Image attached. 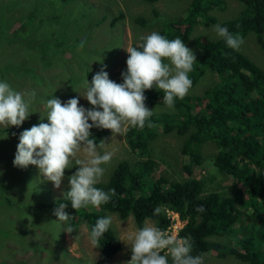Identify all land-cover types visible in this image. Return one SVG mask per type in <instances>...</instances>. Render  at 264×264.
Returning a JSON list of instances; mask_svg holds the SVG:
<instances>
[{
  "label": "trees",
  "instance_id": "16d2710c",
  "mask_svg": "<svg viewBox=\"0 0 264 264\" xmlns=\"http://www.w3.org/2000/svg\"><path fill=\"white\" fill-rule=\"evenodd\" d=\"M140 1L152 5L158 0ZM174 1H188L184 15L164 20L158 33L169 40L180 38L183 43L188 40L194 26L200 24L208 27L214 24L215 19L209 12L214 7L221 8L223 5L220 0ZM235 1L242 10L232 19L219 25L226 26L233 34H240L243 39L248 33H252L256 44L264 51V0ZM35 3L44 9L46 21L50 26H55L56 16L53 15L52 3L49 0H38ZM34 11H38V8L34 9L33 5L32 13L24 15L18 21L13 20L10 25L0 26V54L11 52L5 46L11 43L14 46L25 45L30 40V35L40 33L38 28L33 31L31 26ZM87 16L88 13L80 14L71 19L69 25L75 29L80 24H89ZM118 18H121V15ZM19 22L24 25L17 26ZM136 22L145 24L141 19ZM19 31L22 34H19ZM48 39L52 37L44 35L40 39L46 51ZM142 42L141 40L131 47L142 50L139 48ZM31 43L33 46L34 43ZM191 44L196 51V63L193 65V71L189 73L192 88L200 82L206 72L212 77L211 85L203 88L199 95L191 94L182 100L176 99L174 109L170 111H153L150 121L154 127L149 128L146 125L143 129H128L124 139L135 161L133 164L128 161L117 162L108 180L96 185L105 192L115 189L116 193L111 201L101 205L97 212H88L87 209L74 211L70 201L66 199L69 189L55 202L58 205H69L65 212L73 218L64 224L65 228L69 225L73 228L71 234L77 231L80 222L87 225L90 233L96 220L103 218L105 212L115 214L121 220L131 217L138 229L142 228L144 220L149 219L154 222L155 227L164 230L167 220L163 210L167 209L176 212L181 220H185V226L179 236L192 238L191 255L210 253L217 260L232 258L246 264H264V254L259 249L260 244L264 243V73L240 54L239 50L228 48L221 38L211 41L196 37ZM27 48H30V44ZM16 56L17 54H10L9 59L4 57V62H0V82H7L19 92V85L9 82V74H13L12 71L20 75L23 73L29 75V81H24L28 86L22 93L35 91L36 97L45 94L46 91L40 86L49 88L48 80L30 71L29 66L19 67L18 63L13 62L12 57ZM24 58L29 60L26 53L25 57L22 55L18 60L23 63ZM126 70L125 68L121 74ZM10 77L14 78V75ZM108 77L117 83L115 78ZM121 80L123 83L122 76ZM57 94L58 92L53 96L48 95L47 99L54 98ZM144 95L145 105L166 107L161 90L153 88L145 91ZM197 100H200V103H196ZM170 133L182 138L180 155L186 162L181 170L187 176L191 175L193 168L200 165L198 149L205 142L212 143L216 150L212 166L220 173L227 172L230 175L231 189L226 193L216 191L215 188L209 190L204 180L192 177L176 182L162 177L154 178L151 175L154 162L147 154V147L158 134ZM104 134L105 131H95L94 127L90 129V138L96 143H99ZM208 180L212 183V177ZM51 205H45L41 201H35L32 205L25 204L17 209L18 212L22 208L23 214L18 212L16 219L21 221L25 211L30 209L36 213L45 212ZM200 206L204 208L203 212L196 211ZM157 207L162 210L158 215H154ZM48 214L43 213V217L50 222L52 217ZM23 233L20 231L19 236ZM6 235L8 233H3V236ZM214 237L225 238L226 242L230 240L235 246L212 241L211 238ZM99 244V252L105 259L117 253L120 248L110 229L100 239ZM169 264H172L171 258Z\"/></svg>",
  "mask_w": 264,
  "mask_h": 264
},
{
  "label": "rangeland",
  "instance_id": "374dc122",
  "mask_svg": "<svg viewBox=\"0 0 264 264\" xmlns=\"http://www.w3.org/2000/svg\"><path fill=\"white\" fill-rule=\"evenodd\" d=\"M38 0H0V26L10 25L13 20L18 21L24 15L32 13L33 5L38 8L31 16V26L33 31L37 28L40 33L30 35V40L25 45L14 46L11 43L10 51L2 52L0 62L10 54H17L13 62L18 66H29V70L38 74L39 77L48 80L49 88L40 86L46 92L40 94L32 101L29 111L32 113L29 118L19 127L5 129L0 127V264H127L131 259L130 244L128 236L138 228L131 217L124 220L115 214L103 213V217L111 216L112 224L109 229L117 239L120 248L117 253L105 259L101 256L98 248H93L89 240V232L84 231L78 224L74 234L67 233L64 222H59L54 215V211L59 208L56 200L69 189L68 178L77 171V167L66 169L60 188H55L51 182L44 180L40 176L38 169L29 165L27 168H18L13 165L20 133L30 129L33 125L47 121L48 109L45 107L47 96L58 94L54 98L62 103L71 98H78L79 105L89 110V104L83 97L86 93L84 84L85 77L91 86L92 77L103 68L108 76L122 83L121 72L126 68L128 47L137 45L142 37L157 32L163 26L166 19H174L184 15L188 1L158 0L156 3L144 4L140 0H49L53 5V15L56 16V25L50 26L46 21L44 9L35 2ZM221 8L214 7L210 12L215 19L211 26H194L185 46L192 50L196 57V51L191 44L196 37L207 40H216L219 37L213 31L215 25L232 19L242 9L235 0H220ZM35 3V4H34ZM88 7L92 9L89 10ZM88 13V23L80 24L73 29L69 22L77 18L80 14ZM121 15V18L118 16ZM141 19L144 25L137 23ZM99 23H96L98 22ZM111 22L113 25H111ZM24 25V23H17ZM12 28V27H11ZM56 29V30H55ZM32 31V32H33ZM50 32V33H48ZM22 34L21 31L18 32ZM51 36L48 39L47 51L42 47V36ZM244 43L239 49L248 61L253 63L264 73V51L256 44L252 33H248L243 39ZM84 41L83 50L78 51L77 46ZM33 42V46L32 43ZM30 44V48L26 47ZM55 45V46H54ZM3 47V48H5ZM27 55L28 61L24 58L21 63L20 56ZM167 63V61H165ZM50 66V67H48ZM9 74L10 83L19 85V90H26L29 75H21L12 71ZM87 74L89 76H87ZM14 75V78L10 76ZM212 77L208 72L201 78L187 95H199L203 88L210 86ZM19 91V92H21ZM22 93V92H21ZM27 100L28 97L25 96ZM196 103H200L197 100ZM149 110L157 111L163 109L170 111L167 107L147 106ZM95 131H105L100 138L106 147L98 149L101 154L105 151L113 152V158L106 166V173L101 183H105L113 168L119 161H128L133 164L135 158L130 155L125 143L124 135H112L109 130L95 128ZM99 141V142H100ZM182 138L174 133L162 135L158 134L147 147L148 156L154 166L151 175L154 178L162 177L168 181H183L189 178L204 180L209 190L226 193L231 189L230 175L227 172L220 173L212 166V158L216 152L215 147L210 142H205L198 149L200 165L193 168L191 175L187 176L181 170L186 159L180 155ZM77 158H83L78 154ZM212 177V183L209 178ZM219 188V189H218ZM41 201L45 205L52 204L45 212L36 213L34 210L25 211L21 221L16 219L17 213L23 209L19 207ZM162 209V208H161ZM88 212H97L98 208L89 206ZM169 213L167 209L163 210ZM42 213V214H41ZM43 213H49L52 221H47ZM28 215L27 217H25ZM146 224L155 226L152 220L146 219L142 227ZM23 231L22 236L19 232ZM3 233L8 235L3 236ZM212 241L226 242L225 238L214 237ZM235 245L232 244V247ZM264 254V243L259 246ZM203 264H246L244 262L227 258L224 260L215 259L210 253L203 254Z\"/></svg>",
  "mask_w": 264,
  "mask_h": 264
},
{
  "label": "clouds",
  "instance_id": "9594fccd",
  "mask_svg": "<svg viewBox=\"0 0 264 264\" xmlns=\"http://www.w3.org/2000/svg\"><path fill=\"white\" fill-rule=\"evenodd\" d=\"M213 31L234 51L244 43L240 34L231 33L226 26L215 25ZM141 39L143 42L139 48L142 50L136 47L126 50L127 70L121 74L123 83L110 80L103 68L92 77L91 86L85 77L83 98L91 105L90 110L80 106L79 99L75 97L65 103L50 98L44 102L48 109V122L33 125L20 133L13 160L15 167L35 166L40 176L57 189L65 170L77 167V171L68 178L69 191L66 192V199L74 211L88 209L89 206L99 208L116 194L115 189L105 192L96 187L102 182L114 153L105 151L101 154L98 149L105 148L107 143L103 140L96 143L90 138V129H105L112 135L122 136L129 128L143 129L146 125L152 128L155 125L150 118L154 112L145 106V91L161 90L166 107L174 109L175 100H182L192 88L189 73L193 71L196 57L182 39L169 40L157 32ZM84 44L82 41L77 46L78 51L83 50ZM35 97V91L17 92L7 82H0V127L19 128L32 114L29 108ZM78 154L83 158H77ZM68 206L61 203L54 211L59 222L66 223L73 218L65 212ZM161 210L157 207L154 215ZM196 211L203 212L204 208L200 206ZM111 224V216L96 220L89 233L93 248L100 247L99 241ZM81 227L88 231L86 224ZM66 232L72 233L73 228L67 226ZM179 234H169L151 224L137 229L128 236L131 259L127 264H169V258L172 264H203L202 255H191L192 238L180 237Z\"/></svg>",
  "mask_w": 264,
  "mask_h": 264
},
{
  "label": "built area",
  "instance_id": "2783aa9c",
  "mask_svg": "<svg viewBox=\"0 0 264 264\" xmlns=\"http://www.w3.org/2000/svg\"><path fill=\"white\" fill-rule=\"evenodd\" d=\"M167 211H169V213H165L164 215L167 220V225L164 228V231H167L172 235L179 234L185 225V220H181L176 212L170 210Z\"/></svg>",
  "mask_w": 264,
  "mask_h": 264
}]
</instances>
